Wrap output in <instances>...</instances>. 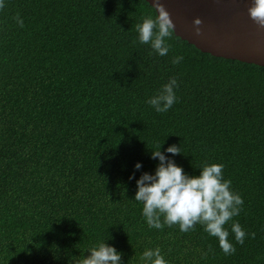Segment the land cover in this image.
I'll list each match as a JSON object with an SVG mask.
<instances>
[{"label":"trees","instance_id":"16d2710c","mask_svg":"<svg viewBox=\"0 0 264 264\" xmlns=\"http://www.w3.org/2000/svg\"><path fill=\"white\" fill-rule=\"evenodd\" d=\"M148 15L146 0H3L0 264H73L103 239L121 264H142L157 246L168 264H264V66L203 52L174 31L158 56L137 40ZM170 77L177 100L157 113L146 100ZM160 144L179 147L164 154L190 176L223 165L243 200L224 225L233 253L200 224L144 222L135 180L154 172Z\"/></svg>","mask_w":264,"mask_h":264},{"label":"clouds","instance_id":"9594fccd","mask_svg":"<svg viewBox=\"0 0 264 264\" xmlns=\"http://www.w3.org/2000/svg\"><path fill=\"white\" fill-rule=\"evenodd\" d=\"M0 7H3V0H0ZM152 7L155 15L142 17L136 25L137 40L149 45L158 56H165L170 47L165 41L171 37L174 26L159 0H152ZM247 11L258 26L264 27V0H251ZM15 19L22 26V20ZM200 23L199 18L193 20L194 26ZM195 32L199 34V27L195 28ZM182 59V56H175L171 63L178 64ZM177 87V79L170 77L156 94L147 98L146 103L157 113L168 111L177 100L174 91ZM161 145L150 153V159L158 161L154 172H142L135 180L133 199L142 204L144 222L149 228L157 230L163 226L178 225L181 232H188L195 224H200L204 232L217 239L222 252L226 255L233 253L235 248L228 240L229 229L224 225L239 215L243 200L230 189L231 182L223 178V165L205 163L198 168V175L190 176L164 154L174 156L180 153L179 147L172 144L162 152ZM133 167L139 170L141 163L137 161ZM129 179H132L131 175ZM230 230L236 243L242 244L246 233L239 223L232 222ZM85 251L89 255L73 258V264H121V253L105 239L98 240ZM140 259L142 264H168L158 246L146 248Z\"/></svg>","mask_w":264,"mask_h":264},{"label":"water","instance_id":"95a60500","mask_svg":"<svg viewBox=\"0 0 264 264\" xmlns=\"http://www.w3.org/2000/svg\"><path fill=\"white\" fill-rule=\"evenodd\" d=\"M152 6V0H146ZM177 36L203 52L264 66V27L248 15L251 0H159ZM201 23L194 26L193 20ZM199 27L197 34L195 28Z\"/></svg>","mask_w":264,"mask_h":264}]
</instances>
